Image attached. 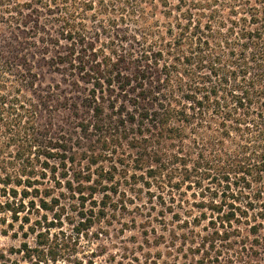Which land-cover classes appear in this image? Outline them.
<instances>
[{
	"label": "trees",
	"instance_id": "16d2710c",
	"mask_svg": "<svg viewBox=\"0 0 264 264\" xmlns=\"http://www.w3.org/2000/svg\"><path fill=\"white\" fill-rule=\"evenodd\" d=\"M132 204L165 251L85 258ZM0 233V264H264V0H0Z\"/></svg>",
	"mask_w": 264,
	"mask_h": 264
},
{
	"label": "rangeland",
	"instance_id": "374dc122",
	"mask_svg": "<svg viewBox=\"0 0 264 264\" xmlns=\"http://www.w3.org/2000/svg\"><path fill=\"white\" fill-rule=\"evenodd\" d=\"M133 206L134 204L130 205L124 216L104 219L85 233L80 240L85 258L93 254L91 257L99 262L101 259H109L110 256L119 260L120 256L154 254L159 248L165 251L164 246L153 245L152 234L148 235V240L145 239L146 207L135 209ZM64 228L69 230L70 226L65 224ZM17 243L16 240L0 233V250Z\"/></svg>",
	"mask_w": 264,
	"mask_h": 264
}]
</instances>
